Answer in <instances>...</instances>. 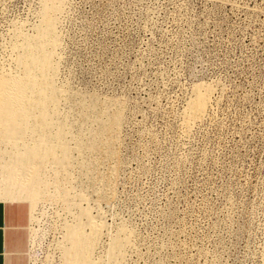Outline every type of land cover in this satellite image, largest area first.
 Wrapping results in <instances>:
<instances>
[{"label":"rangeland","instance_id":"374dc122","mask_svg":"<svg viewBox=\"0 0 264 264\" xmlns=\"http://www.w3.org/2000/svg\"><path fill=\"white\" fill-rule=\"evenodd\" d=\"M55 7L60 147L40 175L32 264H79L75 241L93 229L90 264H264V0ZM45 12L44 0H0V166L34 147L28 113L7 114L6 82ZM5 187L0 170L1 198Z\"/></svg>","mask_w":264,"mask_h":264},{"label":"bare ground","instance_id":"6f19581e","mask_svg":"<svg viewBox=\"0 0 264 264\" xmlns=\"http://www.w3.org/2000/svg\"><path fill=\"white\" fill-rule=\"evenodd\" d=\"M44 1L46 12L43 27L38 30V36L34 39L26 35L23 36L24 54L19 60V76L15 80L6 82L7 90L12 96L7 114H16L17 117H20L22 112L28 113L26 120L22 125H19L22 130H25L26 136L23 137L29 138V140L33 139L34 147L30 144L17 145L16 153L8 159L9 161L7 160V163L2 162L0 166L1 172H6L7 182L6 191L0 200L29 202L33 215L36 203L43 195L42 185L44 182L40 175L49 161L56 160H53V157L60 147L57 139L52 137L53 123L48 122V119L52 117L50 110L54 109L58 102L54 95L55 86L53 84L55 67L52 64V53L49 51L50 44L57 41L53 19L57 6L55 7L56 0ZM205 110L204 99L193 102L190 105L192 120H201ZM16 132L14 131V133ZM35 136L38 138H34ZM36 149L37 152H34ZM59 175L61 177V173L57 172V178ZM57 178L54 179V187ZM98 237V232L95 229L89 238L82 234L78 235L77 241H75L77 248L72 251L75 253L73 259L79 260V264H90L88 259L97 244ZM30 251L32 253V246Z\"/></svg>","mask_w":264,"mask_h":264},{"label":"crops","instance_id":"0c3cea01","mask_svg":"<svg viewBox=\"0 0 264 264\" xmlns=\"http://www.w3.org/2000/svg\"><path fill=\"white\" fill-rule=\"evenodd\" d=\"M32 215L29 202L0 200V264H32Z\"/></svg>","mask_w":264,"mask_h":264}]
</instances>
